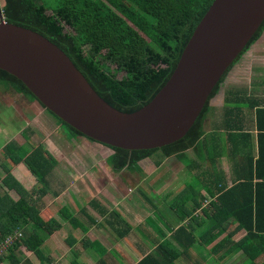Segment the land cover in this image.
Here are the masks:
<instances>
[{"label": "trees", "instance_id": "trees-1", "mask_svg": "<svg viewBox=\"0 0 264 264\" xmlns=\"http://www.w3.org/2000/svg\"><path fill=\"white\" fill-rule=\"evenodd\" d=\"M211 2L58 0L49 13L46 6L36 0H0V8L6 21L35 30L60 47L107 103L118 110L132 112L148 103L165 84L194 27ZM263 28L264 20L213 87L200 114L182 138L154 149L109 147L113 151L107 158L111 166L141 173L139 162L155 152L164 157L175 156L181 161H186L185 151L189 148L204 153L203 121L209 109L208 102L218 92L233 64L260 37ZM119 71L124 72L120 78L117 77ZM0 84L29 101H37L20 80L1 69ZM46 110L70 136H83ZM256 121L259 155L255 164L252 161L243 177L229 187L223 181H214L215 190L206 189L212 197L207 205L203 203L204 197L199 195V190L184 198L181 195L171 207L178 225L167 227L169 236L163 233L160 241L153 242V252L144 255L137 264H175L181 256L186 260L197 257L195 249L200 253V248L213 257V260H207L209 264L221 263L237 249L242 250L248 264H264V107L256 109ZM4 149L5 157L13 164L21 163L37 183H47L55 159L42 143H37L22 158L15 152L13 142H8ZM4 168L6 173L0 180L5 190L0 194V243L8 235L20 231L21 237L7 246L10 260L13 263L18 261L14 250L24 246L37 256L38 264H45L47 259L40 249L43 237L39 232L51 234L60 223L53 217L44 219L37 205L34 186L25 188L7 166ZM255 175L260 180H254ZM12 188L18 194L17 199L8 193ZM38 192L44 193V189L40 187ZM188 200L192 205L187 204ZM59 215L73 227H79L77 218L66 207L60 208ZM230 223L235 224L233 231L220 238ZM238 230H244V235L232 241V233ZM260 256L263 257L261 262L256 263ZM197 261L201 258L197 257Z\"/></svg>", "mask_w": 264, "mask_h": 264}, {"label": "water", "instance_id": "water-1", "mask_svg": "<svg viewBox=\"0 0 264 264\" xmlns=\"http://www.w3.org/2000/svg\"><path fill=\"white\" fill-rule=\"evenodd\" d=\"M264 20V0H212L165 84L132 112L107 103L69 56L41 33L5 20L0 69L83 136L108 147L154 149L182 138L213 87Z\"/></svg>", "mask_w": 264, "mask_h": 264}, {"label": "crops", "instance_id": "crops-1", "mask_svg": "<svg viewBox=\"0 0 264 264\" xmlns=\"http://www.w3.org/2000/svg\"><path fill=\"white\" fill-rule=\"evenodd\" d=\"M261 38H263V36H261ZM257 40L247 48L227 72L223 81L227 82V85H225L224 88L222 87L221 92H217L208 102L209 109L203 121L204 138L206 139L204 153H200L199 150L195 152L193 149L189 148L185 151L187 158L184 173H182L183 167L180 168L175 164L174 167H177L176 171H170L168 173L163 172L156 175V182L158 184L157 193L160 198L167 199L174 196L175 199L176 195L184 187V180H186L187 177L195 176L196 179H201L199 195L204 197L203 203L207 205L212 197L210 196V192L206 189L209 187L214 191V181H223L224 184L229 187L238 180V178L243 177L242 175L247 172L246 169L252 161L253 164L257 161L259 145L256 109L258 107H264V43H257ZM234 102L238 104L234 106ZM39 142L43 145L44 141ZM39 142L34 143L31 141L30 143L32 145L29 147L33 148ZM105 148H108L111 153L113 152L109 147L105 146ZM77 163H82V161H74L70 156H66L62 160V164L66 169H74ZM77 165L76 168L78 169L79 166L77 167ZM2 166L6 173L4 166L7 165L4 164ZM7 168H9L15 179L23 184L25 188L29 185L28 188L34 186V189H39L38 184L40 182L37 183L35 178L22 167L21 163L13 164L12 167L7 166ZM50 174L51 177L55 175L53 172H50L49 175ZM49 175L47 177V182L49 180ZM60 175L61 180L58 182V189L55 190V187L52 188V198L55 199V203L51 204L53 200L46 197L44 200H47L48 205H40L43 198L42 195L45 193L36 195L37 200L40 201L37 205L40 209L41 216H43L44 219L50 217L55 218L60 223V227L56 231H59V233L66 232L62 241L67 244V248L66 246H62L64 248V254L62 256H60L61 249H52L50 248L52 246L48 245L51 243L52 237H50L49 240V238L44 236L40 249L47 259H45V262L55 260L58 264L59 262L60 264H119L116 263V261L118 262V259H121L123 264H137L144 255L153 252L154 243H157L163 237L161 239L158 238V240L153 233H149V229L146 227L147 225H142L140 221L134 223V220H139V218L133 203L117 207L109 203H101V201L95 199V196L97 197L99 195V188L100 190L102 189L100 184H98L99 177L96 176V173H92V171L87 172L85 170V172L79 174V179L84 182L81 188L75 186L77 183L75 182V175L70 174L74 177L72 179L68 177L70 180L67 179L62 172ZM130 175L133 174L130 173ZM254 180L260 179L255 175ZM203 181H205V183ZM0 190V194H3L5 191L1 187V184ZM13 192L16 193L14 189L8 190V193L15 199L16 197L13 195ZM78 195L84 198L82 202L80 199L75 202ZM16 196L18 197V194H16ZM46 196H48V194ZM65 199H68L67 202L69 204L72 202L73 205L70 207ZM61 201L63 203H61L59 207L54 205ZM191 203L192 201L188 200L187 204L189 206L192 205ZM51 205L54 206L51 207ZM61 207H66L70 213L77 218L79 227H73L69 221L60 217L57 209ZM117 208L120 213H118V217L116 216L118 219L113 220L114 217L112 214ZM161 208L165 209L163 207ZM168 209L172 211L171 207H168ZM165 218L163 217V220L167 224V227H176L178 225L177 218H175V226L169 224ZM146 221L151 224L154 223L151 216H146ZM234 225L235 224L230 223L227 230H225L220 238L227 233H231L234 229ZM159 230L161 235H163L165 231L168 235L170 234L168 229L163 231L159 228ZM39 233L41 236L45 234V232L41 231ZM244 233V230L233 232L231 240L237 241ZM147 239H149L151 243H149ZM20 248L21 250H19V253H15L14 251V255L17 257L18 261L13 263L7 256L8 253H6V255L1 257L0 264H35L30 256L36 255L24 246H20ZM146 248L149 249L146 250ZM200 249L201 255L207 258L206 264H209L207 260L209 258L213 260V257L204 249ZM26 250L28 252H26ZM195 250L197 251V249ZM67 253H71V255ZM64 255L65 259L63 263H61V258ZM262 258V256L258 257L255 262H261ZM212 264H248V260L242 254V250L237 249L233 251L231 255L223 259L221 263Z\"/></svg>", "mask_w": 264, "mask_h": 264}, {"label": "rangeland", "instance_id": "rangeland-1", "mask_svg": "<svg viewBox=\"0 0 264 264\" xmlns=\"http://www.w3.org/2000/svg\"><path fill=\"white\" fill-rule=\"evenodd\" d=\"M36 1L43 3L47 8V12L49 13L58 3V0ZM261 36H263V38H261ZM261 36L258 39L259 41L257 40V43H264V28ZM122 75H124L123 71H119L117 73L118 78H120ZM225 85H227V82H222L218 92H221L222 87L224 88ZM235 104L238 103L234 102L233 105L235 106ZM31 141L34 143L44 141L43 147L45 150L55 155L53 156L51 154L55 159L51 172H53L55 175L53 177H51V174L49 175V180L51 178L50 183L48 180L47 183L40 182L38 184V188L42 187L45 190V194L42 195L43 198L41 203L39 200H37V204L40 203V205H48L47 200H44L46 197L53 200L51 204L55 203V199L52 198V188L55 187V190L58 189V182L61 180V172L69 180L70 178H74L70 174L75 175V182H77L75 186L81 188V185L84 182L83 180L79 179V174L85 172V170L87 172L92 171V173H96V176L99 177L98 184H100L102 189L100 190L99 188V195L97 197L95 196V199L101 201V203H109L117 207L133 203L139 218V220L135 219L134 223L140 221L142 225H147L146 227H148L149 233H153L157 239L162 238L161 233H159V228H161L163 231L167 230V224L164 222L163 217H167L165 219L172 226L176 225V217L174 216L173 212L168 209V207H173L179 196L182 195V198L189 196L199 190L201 186L200 178L196 179L195 176H190L184 180V187L181 189V191H179L175 199L174 196L167 199L160 198L159 194L157 193L158 184L156 182V175H159L163 172L168 173L170 171H176L177 167H174L175 164H177L180 168L183 167L182 173H184V167L186 168L185 160L181 161L175 158V156L164 157L160 152H155L150 157H147L139 162L142 171L141 173L130 171L125 168L114 169L107 160L111 152L108 148H105L106 145L92 141L85 136H70L67 130L60 125L57 119L37 101L33 100L31 102L24 96L16 94L11 88H5L2 84H0V179L5 175L2 165L5 164L11 167L13 165L4 155V146L8 142H13L16 146L15 152L19 157L22 158L29 151H31L32 148L29 147L32 145L30 143ZM66 156H70L71 159L73 158L74 161L77 162L82 161V163H77L78 165L76 164L77 167L79 166L81 169L79 167L77 169L76 165L74 169H66V167L62 164V160ZM130 173L133 175H130ZM28 187L29 185L27 188ZM35 191H37L35 192V195L40 194L38 189L35 188ZM16 194L17 193L13 192V195L18 198ZM47 194L48 196H46ZM79 199L82 202L84 198L78 195L75 202H77ZM65 201L68 203V199H65ZM61 203L63 202L61 201L54 205L59 207ZM54 205H51V207ZM69 205L71 207L73 203L70 202ZM161 207L165 209H162ZM57 211L59 214L60 209H57ZM118 213H120V211L117 208L112 214L114 217L113 220L118 219ZM146 216H151L154 223L151 224L150 222H147ZM153 225L158 228L156 229ZM41 232L43 231L41 230ZM165 233L166 236H169L166 231ZM52 234L55 235L53 236ZM48 235L50 234H42L43 238L46 236V238H49V240L50 237H52L51 243L48 245L52 246L50 247L52 249H61L63 252L61 251L60 256H62L64 254V248L62 246H66L67 248V244L62 241L66 235V232L64 231L59 233V231L55 230L51 233L52 236ZM149 243H151L150 240ZM147 249L149 248H146V250ZM19 250H21L20 246L14 251L15 253H19ZM198 250L201 252V249ZM26 252L28 251L26 250ZM6 253H8V251H6L4 255H6ZM67 254L71 255V253ZM195 254L197 257L201 258V261H197L196 256L189 260H186L181 256L178 257L179 259L175 260V264H197V262L198 264H206L207 258L204 255H201V253L198 251H196ZM30 258L34 260L35 264H38L39 260L36 256L32 255ZM64 259L65 255L61 258V263H63ZM49 263L58 264L55 262V260L46 262L45 264ZM116 263L123 264V261L118 259V262L116 261Z\"/></svg>", "mask_w": 264, "mask_h": 264}, {"label": "built area", "instance_id": "built-area-1", "mask_svg": "<svg viewBox=\"0 0 264 264\" xmlns=\"http://www.w3.org/2000/svg\"><path fill=\"white\" fill-rule=\"evenodd\" d=\"M20 231H15L13 235H8L2 243H0V256L7 250V246L12 244L16 239L21 237ZM51 264V263H49Z\"/></svg>", "mask_w": 264, "mask_h": 264}]
</instances>
